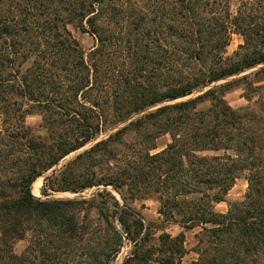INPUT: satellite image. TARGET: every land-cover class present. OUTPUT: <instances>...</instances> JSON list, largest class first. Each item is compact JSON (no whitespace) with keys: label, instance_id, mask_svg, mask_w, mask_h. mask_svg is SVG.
Returning a JSON list of instances; mask_svg holds the SVG:
<instances>
[{"label":"trees","instance_id":"1","mask_svg":"<svg viewBox=\"0 0 264 264\" xmlns=\"http://www.w3.org/2000/svg\"><path fill=\"white\" fill-rule=\"evenodd\" d=\"M232 1L0 0V264H114L125 238L122 264H185L197 227L191 264H263L264 68L210 87L264 64V0ZM69 26L96 39L88 57ZM234 34L243 44L229 55ZM242 84L249 104L234 108L226 95ZM91 143L44 178L45 199L33 194ZM242 173L244 198L216 211ZM99 186L156 196L183 231L150 244L143 217L108 190L50 198Z\"/></svg>","mask_w":264,"mask_h":264},{"label":"rangeland","instance_id":"2","mask_svg":"<svg viewBox=\"0 0 264 264\" xmlns=\"http://www.w3.org/2000/svg\"><path fill=\"white\" fill-rule=\"evenodd\" d=\"M238 0L232 1V9L236 11L238 7ZM69 29L71 30L73 36L79 41V43L82 45L86 52V56H89L90 50L93 49V47L97 44L96 39L90 35L89 33H82L79 29L69 26ZM243 44V38L238 35L234 34L232 37V41L230 46L228 47L227 51L228 54H233L236 50H238L239 46ZM264 68V64L258 65L252 69L246 70L245 72L230 77L226 80L219 81L217 83H214L210 87L220 85L222 83H226L231 80L239 79L243 77L244 75H252L253 72L258 71L260 69ZM264 81H261L257 85H263ZM206 89H209L207 87ZM205 89V90H206ZM264 90H261L259 93H263ZM247 90L245 89V85H240L231 92H229L226 95L227 101L230 103V105L234 108H240L247 106L249 104V101L245 98ZM200 92H195L193 95H190L186 98L181 99L180 101L187 100L190 98H193L197 95H199ZM258 95H254L253 102L251 104H254V101L258 99ZM255 105V104H254ZM2 115L0 114V131L2 129ZM42 119L41 116L38 113L30 114L26 117V124L31 128V131L35 136L43 135V131L41 130ZM107 137V134H104L100 137V139ZM127 140H132V137L129 136L126 138ZM170 141L169 136H164L159 139L158 143L160 145V149L164 147L168 142ZM94 143H91L84 147L83 149H80L76 152L71 153L69 156L65 157L59 165L53 167L49 172L44 174L43 176L39 177L35 183L33 184V194L37 197L45 199L41 194V189L44 184V178L47 175H50L54 170H57L61 168L65 163H67L69 160L73 159L76 155L83 152L84 150L88 149L90 146H92ZM248 188V182H247V173H242L237 178L234 186L231 188V190L228 192L226 196V200L215 208L218 212H225L228 207L229 203L234 201H240L244 198ZM104 190L110 191L121 203V205L125 204V206H128L130 209L135 211L136 213H139L141 217H143L144 223L146 227H149L152 231V239L150 241V244L158 246L160 244L159 237L162 233L166 232L171 234L172 236L178 235L183 229L181 226L177 223L170 221H166L164 217L159 214V208H160V202L158 201L156 196H149L146 199H138L135 201H125L123 199V196L121 193L116 191L112 186H99V187H93L86 189L79 193H71V192H60V193H54L50 196V198H78V199H89V198H96L99 192H102ZM100 200V198H98ZM115 207V206H114ZM90 217L91 218H98V209L93 208L90 210ZM116 224L118 227H121L120 224H118V221H116ZM201 227H197L193 230L185 231V255L183 257V262L185 264H191L192 261L198 259V254L195 251V247L197 245V235L199 232H201ZM27 242L26 241H19L15 246V252L20 254L24 248L26 247ZM133 244L129 242L128 239L125 240L123 248L121 252L118 254L114 264H122L124 260L131 254V251L133 250ZM264 264V262H263Z\"/></svg>","mask_w":264,"mask_h":264},{"label":"crops","instance_id":"3","mask_svg":"<svg viewBox=\"0 0 264 264\" xmlns=\"http://www.w3.org/2000/svg\"><path fill=\"white\" fill-rule=\"evenodd\" d=\"M248 182V181H247ZM224 202V201H223ZM222 203V202H220ZM220 203L216 204L215 208L217 207V205H219ZM229 208V207H228ZM228 210V209H227ZM227 210L225 212H227ZM225 212H222V213H225Z\"/></svg>","mask_w":264,"mask_h":264},{"label":"water","instance_id":"4","mask_svg":"<svg viewBox=\"0 0 264 264\" xmlns=\"http://www.w3.org/2000/svg\"><path fill=\"white\" fill-rule=\"evenodd\" d=\"M122 206L124 207V206H125V204H123ZM118 217H119V215H117V217H116V218H117V221H118ZM126 239H127V238H125V240H126Z\"/></svg>","mask_w":264,"mask_h":264}]
</instances>
